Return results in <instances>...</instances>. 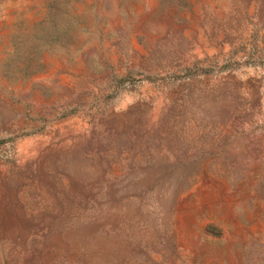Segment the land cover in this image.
<instances>
[{
  "label": "rangeland",
  "instance_id": "obj_1",
  "mask_svg": "<svg viewBox=\"0 0 264 264\" xmlns=\"http://www.w3.org/2000/svg\"><path fill=\"white\" fill-rule=\"evenodd\" d=\"M0 264H264V0H0Z\"/></svg>",
  "mask_w": 264,
  "mask_h": 264
}]
</instances>
